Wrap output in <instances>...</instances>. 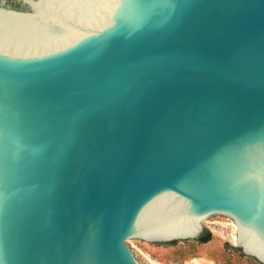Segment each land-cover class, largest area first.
Segmentation results:
<instances>
[{
    "label": "water",
    "instance_id": "95a60500",
    "mask_svg": "<svg viewBox=\"0 0 264 264\" xmlns=\"http://www.w3.org/2000/svg\"><path fill=\"white\" fill-rule=\"evenodd\" d=\"M214 220L264 264V0H0V264H157L129 244Z\"/></svg>",
    "mask_w": 264,
    "mask_h": 264
},
{
    "label": "rangeland",
    "instance_id": "374dc122",
    "mask_svg": "<svg viewBox=\"0 0 264 264\" xmlns=\"http://www.w3.org/2000/svg\"><path fill=\"white\" fill-rule=\"evenodd\" d=\"M207 233L210 240L206 242L195 239L169 247L133 242L129 246L157 264H263L239 247L234 220H214Z\"/></svg>",
    "mask_w": 264,
    "mask_h": 264
},
{
    "label": "trees",
    "instance_id": "16d2710c",
    "mask_svg": "<svg viewBox=\"0 0 264 264\" xmlns=\"http://www.w3.org/2000/svg\"><path fill=\"white\" fill-rule=\"evenodd\" d=\"M207 234L202 235L201 237L198 238V240H201L203 242L210 240V235L209 234L207 235Z\"/></svg>",
    "mask_w": 264,
    "mask_h": 264
}]
</instances>
